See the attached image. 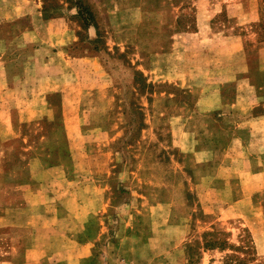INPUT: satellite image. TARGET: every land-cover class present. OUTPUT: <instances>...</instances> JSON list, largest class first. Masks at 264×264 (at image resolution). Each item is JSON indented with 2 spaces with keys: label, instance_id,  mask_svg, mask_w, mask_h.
I'll list each match as a JSON object with an SVG mask.
<instances>
[{
  "label": "rangeland",
  "instance_id": "obj_1",
  "mask_svg": "<svg viewBox=\"0 0 264 264\" xmlns=\"http://www.w3.org/2000/svg\"><path fill=\"white\" fill-rule=\"evenodd\" d=\"M16 3L0 264L77 231L91 264H264V0Z\"/></svg>",
  "mask_w": 264,
  "mask_h": 264
},
{
  "label": "crops",
  "instance_id": "obj_2",
  "mask_svg": "<svg viewBox=\"0 0 264 264\" xmlns=\"http://www.w3.org/2000/svg\"><path fill=\"white\" fill-rule=\"evenodd\" d=\"M16 1H17L16 5L12 9H8V11L11 13L10 15L12 17L14 16L21 17L23 15H28V13L23 12V10H21V8L19 7L20 5H24L25 4L24 2L26 0H16ZM14 21L15 20L0 24V33L9 34V36L6 38L0 37V66H2L0 68V83L2 84L0 85V89L6 90V91H14V89L16 88V85L14 86L11 81L13 80V75H11L12 73L9 71V69H10V64H13L14 62L13 61L14 55L11 50H12V46L15 41V38L19 35L17 33L21 34V33L31 32V29L29 26L24 25V24H19V23L16 24ZM12 33L15 36H12ZM251 121L252 123H250L251 124L250 126H254L255 124L257 125L264 124V114L254 117L253 120ZM262 137H263L262 140L264 141V136ZM234 141L238 142L242 147H244L243 145L247 143V141L244 142L242 138L234 139ZM262 172H263L262 170H258V171L255 170L251 173L253 177H255L258 174H262ZM249 199L253 202L252 196H250ZM235 205H237L236 202L233 204H230L226 211L231 212L234 209ZM260 207H264V206L262 205ZM5 217L6 216L0 217V220L6 219ZM63 218L64 220H66L68 217L61 216L55 220L56 222H63ZM75 219L78 220V217L74 216L72 221ZM87 219H88V216L86 217V220ZM62 233L63 232H59L58 235H53V236H57V239L59 241L58 242V245H59L58 253H54L53 255V253L51 252L50 249H48V246H47V245H50L51 243L47 241L45 243L44 242L41 243L40 241L36 243H30L26 245L25 252H24V255H25L24 261L21 263H17V264H91V262H93L92 261L93 258L91 259V262H86L84 258H87V259L91 258L92 249L95 245L96 239L91 240L87 238V240H85V237L80 236L81 235L80 231H77V233L65 232L64 235ZM45 235H46L45 238H48V239L51 238L49 237L48 233H46ZM38 236H39V239L42 238L40 235ZM63 239L70 241L69 251L67 247H63V246H66V245H63V242H62ZM151 240L152 241L154 240V236L150 239V241ZM4 264H13V263L6 262Z\"/></svg>",
  "mask_w": 264,
  "mask_h": 264
}]
</instances>
